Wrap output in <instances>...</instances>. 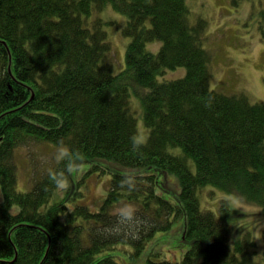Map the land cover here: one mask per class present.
I'll return each instance as SVG.
<instances>
[{
  "label": "trees",
  "instance_id": "1",
  "mask_svg": "<svg viewBox=\"0 0 264 264\" xmlns=\"http://www.w3.org/2000/svg\"><path fill=\"white\" fill-rule=\"evenodd\" d=\"M33 1L0 0V264H122L127 244L136 258L183 212L157 194L154 175L118 169L93 207L79 203L84 178L62 195L48 173L29 192L18 190L12 156L28 139L82 153L88 173L98 167L93 160H104L124 168L155 165L177 176L188 245L182 264L195 258L264 264V250L263 262L255 260L251 226L231 238L233 212L224 211L220 196L217 213L199 203L207 187L241 193L264 209V103L210 89L208 22L191 24L186 0H35L41 2L34 7ZM251 3L264 38V0ZM111 11L125 17L121 32L129 39L120 71L109 30L122 20ZM152 41H160L156 53L146 49ZM178 67L183 76L158 78ZM137 118L148 129L140 152L130 139ZM123 178L133 181L130 189L121 186ZM122 209L135 213L133 221L120 220Z\"/></svg>",
  "mask_w": 264,
  "mask_h": 264
},
{
  "label": "rangeland",
  "instance_id": "2",
  "mask_svg": "<svg viewBox=\"0 0 264 264\" xmlns=\"http://www.w3.org/2000/svg\"><path fill=\"white\" fill-rule=\"evenodd\" d=\"M233 1L237 2L236 4ZM186 0L190 8V22L195 24L202 18L208 22L204 48L212 56V75L209 87L225 95L244 94L250 103H264V38L261 37L257 28V23L251 13L258 10V6L253 7L251 0ZM113 12V11H111ZM103 14V13H102ZM114 18L122 20L121 24L109 30L110 44L112 45V59L116 70L120 71L125 64V50L129 39L125 38L121 32V25L125 17L113 12ZM210 32V35H209ZM160 47V41L147 43L146 49L151 53H156ZM185 68L178 67L169 69L159 75V79H172L183 76ZM158 79V80H159ZM160 81V80H159ZM142 92V89H139ZM131 111L136 110L135 103L131 102ZM140 114V113H139ZM137 134L145 141L148 136V129L144 126L141 118H137ZM57 151L56 145L47 142L28 139L25 145L18 147L12 156V162L16 168V189L29 192L34 185V181L41 176L54 170L56 163L54 155ZM93 164L98 166L90 173L87 170L91 163L86 165L72 178L74 181L82 178L80 184L86 195V202L95 206L105 198L112 174L121 173L129 175H140L155 178V190L163 199L178 205L183 210L182 214L173 221L171 228L164 232H157L149 240L144 250L135 258L132 255L133 248L129 244L125 246V256L122 264H151L149 259L161 261L171 260L177 264H182L181 259L188 245L183 242L186 225L183 204L179 198L180 187L178 178L172 173L162 170L156 166H144L124 168L107 161L93 160ZM56 166V165H55ZM103 167L104 173L98 168ZM87 170V171H86ZM85 173V174H84ZM154 175V176H152ZM199 191L200 207L217 213L219 198L223 201L225 193L215 190ZM15 189V190H16ZM231 238L236 239L239 228L243 224L251 226L253 241L256 251L255 260L262 263L261 255L264 250V209L263 205L256 203L242 206V210H232ZM235 215V218L233 217ZM240 238V236H239ZM159 253L153 256L152 253ZM193 264H202V258H195ZM255 261V262H256Z\"/></svg>",
  "mask_w": 264,
  "mask_h": 264
},
{
  "label": "clouds",
  "instance_id": "3",
  "mask_svg": "<svg viewBox=\"0 0 264 264\" xmlns=\"http://www.w3.org/2000/svg\"><path fill=\"white\" fill-rule=\"evenodd\" d=\"M133 149L137 152L145 146V139L139 134L133 135L131 138ZM54 159L63 165L61 169L49 170V179L52 182L55 190L60 193H66L72 186V178L86 165V158L82 153L73 151L69 146L58 143L57 151L54 155ZM122 187L133 186V181L128 178L121 180ZM247 197L241 193H229L226 194V198L223 201L224 211L229 210H242V206L248 205ZM118 216L122 222H131L135 217V213L128 209H122Z\"/></svg>",
  "mask_w": 264,
  "mask_h": 264
},
{
  "label": "bare ground",
  "instance_id": "4",
  "mask_svg": "<svg viewBox=\"0 0 264 264\" xmlns=\"http://www.w3.org/2000/svg\"><path fill=\"white\" fill-rule=\"evenodd\" d=\"M35 1V0H34ZM34 1L31 3V4H29V5H33V7H34V5H37L39 2H41V1H37V2H35L34 3ZM81 191H78V192H82L83 190L82 189H80ZM56 195H62V193H60V192H56ZM84 202V204L87 206V205H89L90 207L92 206L91 204H89L88 202V200H87V202H86V195H85V193H84V191H83V198L82 199H79V203H83ZM116 237H118V238H122L123 237V235H124V233H122L121 231H117L116 230ZM144 250V249H143ZM142 250V251H143ZM141 251V252H142ZM140 254V253H139Z\"/></svg>",
  "mask_w": 264,
  "mask_h": 264
}]
</instances>
